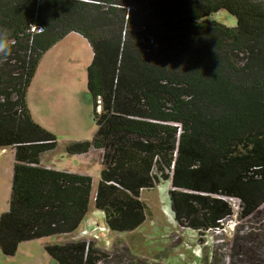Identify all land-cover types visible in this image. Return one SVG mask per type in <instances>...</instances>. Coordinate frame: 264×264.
<instances>
[{"label": "trees", "instance_id": "obj_1", "mask_svg": "<svg viewBox=\"0 0 264 264\" xmlns=\"http://www.w3.org/2000/svg\"><path fill=\"white\" fill-rule=\"evenodd\" d=\"M221 9L236 26L208 18ZM71 32L93 48L86 94L98 129L67 151L102 152L95 194L89 174L42 163L57 137L28 103L43 55ZM3 36L11 54L0 58V149L15 152L0 216L6 255L80 230L46 250L57 264H98L108 254L89 237L138 228L142 190L161 179L172 182L177 223L201 233L235 214L230 198L241 217L264 204V0H0Z\"/></svg>", "mask_w": 264, "mask_h": 264}, {"label": "rangeland", "instance_id": "obj_2", "mask_svg": "<svg viewBox=\"0 0 264 264\" xmlns=\"http://www.w3.org/2000/svg\"><path fill=\"white\" fill-rule=\"evenodd\" d=\"M208 18L228 26L238 23L226 9ZM93 58L87 38L77 32L67 34L43 55L28 90V103L35 120L57 137L56 148L44 153L42 159L57 169L88 172L95 194L104 167L102 152L93 149L88 154L73 155L67 151L73 141L91 140L98 129L94 106L86 94ZM14 153L11 147L0 149V216L8 210L11 198ZM171 189V180L161 179L153 188L142 190L147 218L135 230H108L100 232L98 239L89 237L98 250L108 254L98 264H264V204L248 217H241L240 199L230 198L235 214L225 220L220 232L201 233L177 223L171 209ZM94 205L92 201L91 210ZM229 221L235 229L229 227ZM82 234L77 230L23 241L14 255L0 249V264H57L46 245L63 244Z\"/></svg>", "mask_w": 264, "mask_h": 264}, {"label": "clouds", "instance_id": "obj_3", "mask_svg": "<svg viewBox=\"0 0 264 264\" xmlns=\"http://www.w3.org/2000/svg\"><path fill=\"white\" fill-rule=\"evenodd\" d=\"M10 54H11V45L9 40L7 39L6 36L0 37V58L7 59V56ZM229 227H231V229H235L234 225L231 226V224H229Z\"/></svg>", "mask_w": 264, "mask_h": 264}, {"label": "crops", "instance_id": "obj_4", "mask_svg": "<svg viewBox=\"0 0 264 264\" xmlns=\"http://www.w3.org/2000/svg\"><path fill=\"white\" fill-rule=\"evenodd\" d=\"M31 107V106H30ZM31 111H32V109H31ZM32 114H33V112H32ZM34 116V115H33ZM35 118V117H34ZM12 148V147H11ZM3 149H6V148H3ZM15 154V153H14ZM43 159H42V163H43ZM44 163H45V161H44ZM44 165H46V166H49V163H45ZM51 165H53V164H51ZM49 167H53V168H55L54 166H49ZM63 170H69V171H73L71 168H63ZM80 173H85V174H88V172H84V171H79Z\"/></svg>", "mask_w": 264, "mask_h": 264}, {"label": "built area", "instance_id": "obj_5", "mask_svg": "<svg viewBox=\"0 0 264 264\" xmlns=\"http://www.w3.org/2000/svg\"><path fill=\"white\" fill-rule=\"evenodd\" d=\"M227 220V219H226ZM225 220H223L222 222H221V225L219 226V227H217L216 229H214V231H219L220 232V230L223 228V226L225 225ZM230 223V221L228 222V224ZM220 234H222V233H220Z\"/></svg>", "mask_w": 264, "mask_h": 264}, {"label": "flooded vegetation", "instance_id": "obj_6", "mask_svg": "<svg viewBox=\"0 0 264 264\" xmlns=\"http://www.w3.org/2000/svg\"><path fill=\"white\" fill-rule=\"evenodd\" d=\"M192 252H194V251H192Z\"/></svg>", "mask_w": 264, "mask_h": 264}]
</instances>
